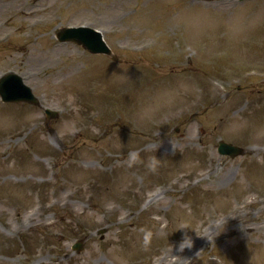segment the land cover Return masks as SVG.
Here are the masks:
<instances>
[{
	"label": "rangeland",
	"instance_id": "1",
	"mask_svg": "<svg viewBox=\"0 0 264 264\" xmlns=\"http://www.w3.org/2000/svg\"><path fill=\"white\" fill-rule=\"evenodd\" d=\"M22 6L37 13L18 15ZM32 17L41 21L31 25ZM1 19L9 23L0 33L11 36L0 42V71L16 70L43 107L61 109L49 127L63 146L53 149L55 179L36 181L49 176L41 161L52 137L38 107L0 102V264H38L39 254L40 264H151L185 232L226 214L240 218L182 257L261 264L264 205L238 207L264 190V0H0ZM83 22L103 31L119 63L56 43V29ZM145 106L157 110L144 115ZM218 140L246 154L220 157ZM208 168L210 176L193 181ZM137 170L153 179L141 191ZM158 183L170 191L134 208ZM124 210L137 212L118 223ZM33 214L35 226L22 227ZM85 237L72 253L74 239Z\"/></svg>",
	"mask_w": 264,
	"mask_h": 264
},
{
	"label": "clouds",
	"instance_id": "2",
	"mask_svg": "<svg viewBox=\"0 0 264 264\" xmlns=\"http://www.w3.org/2000/svg\"><path fill=\"white\" fill-rule=\"evenodd\" d=\"M156 110H157L156 106H145L141 111H142V114L148 115V114H150ZM138 161H139L138 153H136V152L129 153V156H128L129 167L136 164ZM158 165H159V159H157L156 157H152L150 159L149 163L147 164V167L150 171L155 172ZM180 230H186V229L181 228ZM144 243L145 244L148 243V236L147 235L144 238ZM192 247H193L192 238L187 234V232H185L181 242L178 245L177 251L180 253H183L185 249H191ZM172 251H173V249H172ZM257 259H259L261 261V264H264V255L258 256ZM177 261H179L180 264H184V262H187V264H191V260H189L187 258H183L182 256H179V255H172V257H171L172 264H176Z\"/></svg>",
	"mask_w": 264,
	"mask_h": 264
},
{
	"label": "water",
	"instance_id": "3",
	"mask_svg": "<svg viewBox=\"0 0 264 264\" xmlns=\"http://www.w3.org/2000/svg\"><path fill=\"white\" fill-rule=\"evenodd\" d=\"M96 50H98V49H96ZM229 153L231 156H234V155H237V154H240V149H238V148H236V147H232L231 149H227L226 150V153Z\"/></svg>",
	"mask_w": 264,
	"mask_h": 264
},
{
	"label": "bare ground",
	"instance_id": "4",
	"mask_svg": "<svg viewBox=\"0 0 264 264\" xmlns=\"http://www.w3.org/2000/svg\"><path fill=\"white\" fill-rule=\"evenodd\" d=\"M157 200H158V199H157ZM157 200H155V201H157ZM155 201H154V202H155ZM228 225H229V224H228ZM226 226H227V225H226ZM226 226H225V227H226ZM225 227H222L219 231L221 232Z\"/></svg>",
	"mask_w": 264,
	"mask_h": 264
}]
</instances>
